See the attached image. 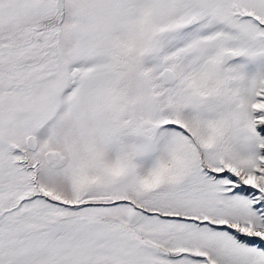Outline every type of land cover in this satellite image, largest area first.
Here are the masks:
<instances>
[{"label": "snow or ice", "instance_id": "obj_1", "mask_svg": "<svg viewBox=\"0 0 264 264\" xmlns=\"http://www.w3.org/2000/svg\"><path fill=\"white\" fill-rule=\"evenodd\" d=\"M0 264H264V0H0Z\"/></svg>", "mask_w": 264, "mask_h": 264}]
</instances>
